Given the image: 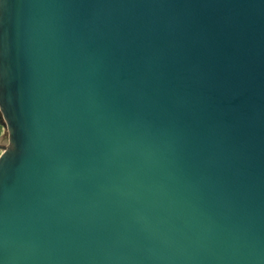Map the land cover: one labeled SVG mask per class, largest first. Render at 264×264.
Here are the masks:
<instances>
[{
    "label": "water",
    "instance_id": "water-1",
    "mask_svg": "<svg viewBox=\"0 0 264 264\" xmlns=\"http://www.w3.org/2000/svg\"><path fill=\"white\" fill-rule=\"evenodd\" d=\"M0 122V264H264V0H0Z\"/></svg>",
    "mask_w": 264,
    "mask_h": 264
},
{
    "label": "rangeland",
    "instance_id": "rangeland-1",
    "mask_svg": "<svg viewBox=\"0 0 264 264\" xmlns=\"http://www.w3.org/2000/svg\"><path fill=\"white\" fill-rule=\"evenodd\" d=\"M3 128H5L4 127V125L0 122V145L1 144H4V142L6 141V139H5V130H4V132H3Z\"/></svg>",
    "mask_w": 264,
    "mask_h": 264
},
{
    "label": "bare ground",
    "instance_id": "bare-ground-1",
    "mask_svg": "<svg viewBox=\"0 0 264 264\" xmlns=\"http://www.w3.org/2000/svg\"><path fill=\"white\" fill-rule=\"evenodd\" d=\"M1 121H2L3 123H5V121H4L3 119H2Z\"/></svg>",
    "mask_w": 264,
    "mask_h": 264
},
{
    "label": "built area",
    "instance_id": "built-area-1",
    "mask_svg": "<svg viewBox=\"0 0 264 264\" xmlns=\"http://www.w3.org/2000/svg\"><path fill=\"white\" fill-rule=\"evenodd\" d=\"M5 128H3V132H4ZM1 133V132H0Z\"/></svg>",
    "mask_w": 264,
    "mask_h": 264
}]
</instances>
